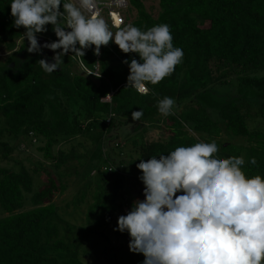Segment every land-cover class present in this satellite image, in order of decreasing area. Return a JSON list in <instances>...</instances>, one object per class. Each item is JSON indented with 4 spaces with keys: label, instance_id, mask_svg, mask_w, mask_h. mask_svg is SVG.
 <instances>
[{
    "label": "trees",
    "instance_id": "trees-1",
    "mask_svg": "<svg viewBox=\"0 0 264 264\" xmlns=\"http://www.w3.org/2000/svg\"><path fill=\"white\" fill-rule=\"evenodd\" d=\"M10 3L0 0V30L5 33L1 40L10 51L0 63V162L11 159L12 139L30 141L36 136L43 141L37 149L54 173L34 163L33 172L43 173L34 184L31 169L21 162L17 169L0 164V212L5 213L0 216V264H86V236L108 224L116 209L115 197L104 192L100 180L107 172L115 181L128 179L121 162L115 165L112 146L106 149L107 143L111 145L106 138L128 122L136 137L132 144L137 153L131 161L135 167L140 158L147 161L179 146L215 141L221 158L242 156L246 175L264 178V73H259L264 70V0H159L156 18L141 0H129L136 9L133 26L146 31L169 25L173 46L184 53L171 75L146 85L147 95L126 87L130 69L123 61L142 63L139 54L114 52L109 46H101L100 56L93 54L94 45L84 50L86 67L99 61L100 78L62 67L46 73L38 60L50 61L44 52L27 51L29 42L22 28L14 26ZM45 27L56 41L52 25ZM226 84L235 89L234 95L231 90L216 91ZM110 93V101L100 100ZM164 97L175 101L167 117L157 107ZM141 109L140 121H133L132 112ZM256 115L260 119L252 124ZM152 126L160 130L161 138L146 136ZM79 134L95 145L92 168L100 192L87 216L95 227L89 226L84 238L69 241L53 222L59 216L54 196L66 189L60 170L66 154L56 145ZM252 157L256 165L249 163ZM144 259L136 253L114 264H142Z\"/></svg>",
    "mask_w": 264,
    "mask_h": 264
},
{
    "label": "clouds",
    "instance_id": "clouds-1",
    "mask_svg": "<svg viewBox=\"0 0 264 264\" xmlns=\"http://www.w3.org/2000/svg\"><path fill=\"white\" fill-rule=\"evenodd\" d=\"M10 7L14 26L26 29L27 51L47 48L55 53L54 62L38 60L49 74L71 52V57L82 58L80 67L87 75L100 78L99 61L93 64L96 69L86 67L84 50L94 45L93 54L100 56L101 46L114 41L123 53L139 54L142 63L123 61L130 69L126 87L147 95L146 85L171 75L184 56L173 46L167 24L142 31L128 23L113 33L95 10L96 0H11ZM46 25H52L58 39L41 45L37 34L46 32ZM111 98L106 94L100 100ZM174 103L170 97L159 100V113L171 115ZM142 116V109L132 112L133 121ZM217 152L215 141L197 142L159 158H140L136 167L145 199L135 200L118 217L114 231L129 234V250L143 254L142 264H264V178L247 176L242 156L218 158ZM249 163L256 165V158Z\"/></svg>",
    "mask_w": 264,
    "mask_h": 264
},
{
    "label": "rangeland",
    "instance_id": "rangeland-1",
    "mask_svg": "<svg viewBox=\"0 0 264 264\" xmlns=\"http://www.w3.org/2000/svg\"><path fill=\"white\" fill-rule=\"evenodd\" d=\"M141 1L146 11L152 17L156 18L160 11L158 4L159 0ZM123 15L126 20L124 25L132 23L136 17V9L129 5L128 8L123 11ZM109 27L113 33L120 28H114L111 25H109ZM21 28L24 33L26 29L23 27ZM4 35L5 33L0 30V63H3L10 54V51L5 47V43L1 40ZM50 36L51 33L47 31L38 33V43L41 45L45 42L50 43L47 39ZM20 41V39H17L16 43L19 44ZM107 46L114 52L120 51L118 45H116L114 41H110ZM43 52L50 62H54L52 57L55 53L52 50L45 48ZM72 55L71 52L64 55V63L61 64L60 67L65 69L69 68L71 73H83L84 71L80 67L78 61L76 58L71 57ZM259 73H264V70ZM229 88L228 84H226L225 86L216 88V91L218 93H228L231 90L230 93L234 95L235 89ZM252 113H254L253 110ZM259 119L260 116L256 115L250 122L255 124ZM1 124L2 123H0V125ZM131 126L132 122H128L118 130L109 133L106 138L107 142L110 140L111 143V145H109L106 142V149L108 147L109 150L110 146H112L111 153L115 159V165H119L118 163L121 162L122 167L125 169V176L128 179L124 178L121 181H115L114 176L107 172L105 180H100L104 192L115 197L114 204L116 209L110 215L111 219L108 224L97 228V231L90 232L86 236L84 248L88 253L83 258L86 264H114L116 261H124V258L128 256H136V253L130 252L129 250V234L127 232L121 233L119 231H114L117 227L118 217L126 215L131 210L135 200L138 199L143 201L145 199L143 195L145 186L139 179V170L133 165L134 163H131L137 153V148L132 144V139L136 137L135 133L130 131ZM116 135H118L119 138L118 144L115 140L117 139ZM164 135L165 134H162V137ZM146 136L161 138L160 130L152 126L149 128V132H147ZM222 139L228 141L226 136H223ZM12 142L15 143V150L11 155V159L0 162L1 165L17 169L18 162H21L31 169V173L34 177V184L39 183L43 178V173L41 171L33 172L32 169L36 166H34V163L40 162L47 171L54 173L52 166L49 165L50 163L42 158V154L37 149L38 146L43 145L41 139L35 136L31 138L30 141L12 139ZM57 146L62 148L66 154L64 164L60 167V170L64 172L63 181L66 189L62 193L54 196V201L59 206V216L54 217L53 222L57 223L61 234L64 235L67 240L73 241L76 237L84 238L89 226H91V228L95 227V222L92 219L89 221L87 217L89 207L95 203V194L100 192L94 177L96 169L92 168V163H94L93 161H95V159L91 157V151L94 149L95 145L92 143L90 137L79 134L68 140L61 141L56 147ZM215 155L221 158L222 154L218 151ZM181 194L183 193H177V195ZM96 210L97 208H94L93 215H96ZM4 215L5 213L0 212V216Z\"/></svg>",
    "mask_w": 264,
    "mask_h": 264
},
{
    "label": "built area",
    "instance_id": "built-area-1",
    "mask_svg": "<svg viewBox=\"0 0 264 264\" xmlns=\"http://www.w3.org/2000/svg\"><path fill=\"white\" fill-rule=\"evenodd\" d=\"M96 3H97V7L95 10L99 12V14L106 20V22L109 25H111L114 28H119L122 25H124L126 20H125V16L123 15V11L127 9L128 6L130 5L129 0H96ZM85 14L87 15L88 13ZM121 21L123 23H121ZM77 47H79L78 44ZM80 59L81 58H76L79 65H80ZM91 69H96V65H93V68ZM105 101H110V100H105ZM107 170L110 171V167H107Z\"/></svg>",
    "mask_w": 264,
    "mask_h": 264
},
{
    "label": "crops",
    "instance_id": "crops-1",
    "mask_svg": "<svg viewBox=\"0 0 264 264\" xmlns=\"http://www.w3.org/2000/svg\"><path fill=\"white\" fill-rule=\"evenodd\" d=\"M50 42H53L54 40L50 39V38H47ZM84 73V72H83Z\"/></svg>",
    "mask_w": 264,
    "mask_h": 264
}]
</instances>
